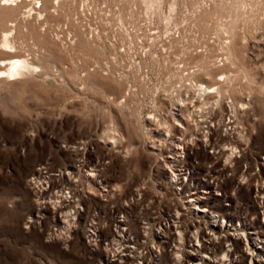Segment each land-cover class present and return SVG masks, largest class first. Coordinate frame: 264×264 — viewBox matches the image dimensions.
Here are the masks:
<instances>
[{"label":"rangeland","instance_id":"374dc122","mask_svg":"<svg viewBox=\"0 0 264 264\" xmlns=\"http://www.w3.org/2000/svg\"><path fill=\"white\" fill-rule=\"evenodd\" d=\"M12 58L36 68L7 79L1 65ZM0 71V264H92L84 216L108 217L135 188L138 205L165 202L160 157L178 123L187 145L213 130L219 164L238 167L228 192L240 179L248 189L264 160V0H0ZM187 82L217 87L205 97L212 114L169 111L194 96ZM65 193L71 202L57 204ZM53 224L71 230L66 241L44 240ZM244 229L249 246L226 238L218 261L225 252L230 264H264V223Z\"/></svg>","mask_w":264,"mask_h":264},{"label":"built area","instance_id":"2783aa9c","mask_svg":"<svg viewBox=\"0 0 264 264\" xmlns=\"http://www.w3.org/2000/svg\"><path fill=\"white\" fill-rule=\"evenodd\" d=\"M187 83V86L191 84L195 87L194 96L171 100L169 111L181 112L187 105L191 112L212 114L210 103L205 100L211 94L209 89H205L206 84ZM162 100L167 101L165 98L157 100L156 109L159 112L166 111L161 106ZM228 123L232 121L228 120ZM181 129L175 131L177 135L181 136ZM212 132L209 129L203 136L205 140L195 139V143L190 145L181 141L180 136L169 139L165 154L160 157L163 166L160 176L164 178L167 186L165 192L168 194L165 202L138 205L136 202L140 199V192L135 188L122 205L109 210L108 217L96 209L84 216L80 235L82 244L93 256L92 264H230L227 257L218 261L219 257L215 256L219 243L230 237L243 242V236L234 229L246 233L244 227L249 219L258 218L264 223V190L260 186L264 176V160L256 161L254 171L248 174V189L242 187L246 182L240 179L234 181L228 192L225 181L234 175L238 167L233 161L227 166L219 164L220 155L217 153L220 149L207 139ZM197 154H202L208 162L203 169H199ZM246 168L242 164L239 178H246ZM99 189V198L105 196V187L99 186ZM243 190L248 198L242 199ZM45 191L39 187L35 192L41 197ZM67 194L57 204L62 201L70 203L71 198ZM176 196L178 203L173 202ZM189 198L194 201L186 203ZM100 200L105 201V198ZM42 201L43 196L36 203L37 208L43 207ZM250 208L253 209L251 215ZM81 212L82 209L76 214ZM228 228L233 234L225 232ZM70 233L66 225L53 224L46 229L44 240L49 242L59 238L66 241ZM252 235L258 238L256 233Z\"/></svg>","mask_w":264,"mask_h":264},{"label":"bare ground","instance_id":"6f19581e","mask_svg":"<svg viewBox=\"0 0 264 264\" xmlns=\"http://www.w3.org/2000/svg\"><path fill=\"white\" fill-rule=\"evenodd\" d=\"M14 1V0H13ZM34 1H36V0H34ZM9 2V1H8ZM30 12V11H29ZM38 12V11H37ZM38 17V16H37ZM41 18V17H40ZM6 33V32H5ZM9 34V33H8ZM5 40V39H4ZM7 41V40H6ZM6 41H4V42H6ZM8 42V41H7ZM5 44V46L7 45L6 43H4ZM12 44V43H11ZM5 62V61H4ZM7 63H5V64H2L1 66L3 67V68H5V70H4V74H6V75H4V76H6V78L7 79H9L8 78V76H15V75H19V74H21L22 75V73L24 72H28V70H33L34 71V69L36 68V67H34V66H31L27 61H25L24 59H21V58H12V59H9V60H7L6 61ZM1 72V71H0ZM2 73V72H1ZM205 89L206 90H208L209 89V92L212 94V93H216L217 94V97H219V91H218V89H217V87H205ZM217 101V100H216ZM217 103H218V101H217ZM190 113V112H189ZM178 127H182L181 126V124L180 123H178ZM184 128V127H183ZM168 132V134H167V136H169V139H173V138H170L171 137V135H169V132H171V131H167ZM168 139V140H169ZM181 141H183L182 139H181ZM172 143V142H171ZM187 143V142H186ZM226 150H228L229 152H230V156L232 155V154H234V153H237L238 152V150H237V146L236 145H231L230 147H228V148H226ZM222 151H223V149H221L220 151H218V155H221V154H223L222 153ZM229 155H227L226 157V159H228L229 157ZM232 157V156H231ZM230 157V158H231ZM229 158V159H230ZM230 161V160H229ZM37 184V183H36ZM205 193V192H204ZM37 196V195H36ZM194 201V199H189L187 202H193ZM38 210H39V208H37V216H39L38 215ZM30 221V220H29ZM220 226H222V225H220ZM224 226V225H223ZM224 228V227H223ZM237 231H238V229H237ZM252 234V233H251ZM239 235H241V236H243L244 238H245V240H246V242H247V245L249 246V240H248V238H247V234L245 233V232H242V234L240 233ZM251 247V246H250ZM248 249V248H247ZM249 251V250H248ZM251 251V250H250ZM255 251V250H254ZM225 253V252H224ZM252 253V252H251ZM226 257H227V255L226 254H223V257H221L220 259H226ZM261 257V256H260ZM259 257V258H260ZM255 258V257H254ZM258 258V257H257ZM218 259V258H217ZM228 259V258H227ZM263 260V259H262ZM232 261V260H231ZM250 262H251V264H257L258 263V260H256V258H255V260H253V258L250 260Z\"/></svg>","mask_w":264,"mask_h":264},{"label":"snow or ice","instance_id":"6c2138e0","mask_svg":"<svg viewBox=\"0 0 264 264\" xmlns=\"http://www.w3.org/2000/svg\"><path fill=\"white\" fill-rule=\"evenodd\" d=\"M5 2H7V0H5Z\"/></svg>","mask_w":264,"mask_h":264}]
</instances>
